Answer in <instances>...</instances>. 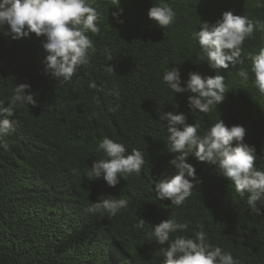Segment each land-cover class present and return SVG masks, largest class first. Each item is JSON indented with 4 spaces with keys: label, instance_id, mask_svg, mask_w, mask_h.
Segmentation results:
<instances>
[{
    "label": "trees",
    "instance_id": "obj_1",
    "mask_svg": "<svg viewBox=\"0 0 264 264\" xmlns=\"http://www.w3.org/2000/svg\"><path fill=\"white\" fill-rule=\"evenodd\" d=\"M153 2L121 0L123 23H117L111 0H89L99 17V33H88L95 52L69 82L43 74L44 37L12 40L0 33V100L6 107L16 85L27 83L38 101L13 109L9 119L18 121L17 129L0 148V264H163L166 245L149 233L172 213L189 225L177 234L192 236L202 227L208 242L231 253L236 264H264V216L251 213L214 166L188 157L202 182L181 207L157 200L154 191L155 181L174 173L167 122L159 120L163 112L185 114L201 133L218 119L243 126L244 142L257 150L255 166L264 168V97L250 71L247 81L238 75L250 69L249 55L264 47V29L257 27L244 41L243 64L217 73L226 86L217 109L192 112L190 94H175L162 81L173 67L182 81L190 71L215 75L199 59L192 33L225 11L264 23V0H165L176 13L165 29L147 16ZM105 136L124 144L126 154L140 150L145 159L140 175L121 178L114 188L86 176L93 161L106 158L96 151ZM101 194L126 199L128 206L115 217L88 212ZM139 218L146 222L142 230L133 227Z\"/></svg>",
    "mask_w": 264,
    "mask_h": 264
},
{
    "label": "clouds",
    "instance_id": "obj_2",
    "mask_svg": "<svg viewBox=\"0 0 264 264\" xmlns=\"http://www.w3.org/2000/svg\"><path fill=\"white\" fill-rule=\"evenodd\" d=\"M121 0H111L115 8L112 17L117 23L123 8ZM147 16L160 28H167L175 21L176 13L165 0H154ZM98 13L89 0H0V33L12 40L28 38L31 34L44 37L41 41L46 52L43 74L56 81L69 82L78 69L89 62V54L95 52V46L88 33L97 34ZM257 27L264 29V23L254 21L244 15H234L225 11L215 23L201 21L198 31L192 33V39L198 42L199 59L206 61L216 74L202 76L190 71L186 81H182L179 67L167 69L162 81L175 94L189 93L188 106L192 112L207 114L222 103L226 95L224 76L221 70L243 64L242 46L246 38L253 35ZM108 61L113 59L108 53ZM250 69H241L238 75L244 81L249 79V71L254 77L253 83L260 96L264 97V47L249 55ZM108 71L115 72L109 65ZM183 84V86H182ZM117 96L118 92L115 93ZM36 94L30 91V85H16L8 104L0 100V112L6 115L0 118V148L7 147L4 138L15 132L17 120L9 119L18 104L38 105ZM119 105L111 108L116 112ZM167 132L166 148L174 158L168 161L174 168L172 175L155 181L154 191L159 201L169 200L171 206L181 207L192 194L194 185L201 183L195 167L187 162L189 156L197 162L214 166L215 170L230 181L241 200H245L251 213L264 216V168H257L258 159L255 146L244 142L245 128L241 125L227 126L218 119L202 133L200 125L187 122L183 113L163 112L159 116ZM97 152L104 159L93 161L87 172L89 180L102 178L109 187H116L121 178L124 180L133 174L140 175L145 166L143 153L133 148L126 154L124 144L105 136L97 145ZM264 153V150H262ZM264 159V154L259 157ZM128 206V201L101 194L97 202H92L88 212L115 217ZM145 220L139 218L134 228L144 229ZM188 223L178 222L175 214L154 225L149 235L161 247L163 264H236L231 253L208 242L207 233L202 227L192 236L179 235L188 231ZM175 235L174 238H171Z\"/></svg>",
    "mask_w": 264,
    "mask_h": 264
}]
</instances>
